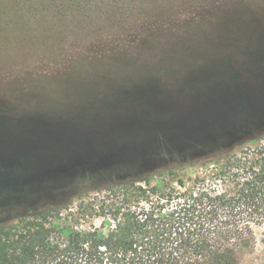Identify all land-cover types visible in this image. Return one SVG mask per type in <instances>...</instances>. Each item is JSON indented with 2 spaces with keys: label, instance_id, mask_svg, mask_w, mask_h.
<instances>
[{
  "label": "rangeland",
  "instance_id": "obj_1",
  "mask_svg": "<svg viewBox=\"0 0 264 264\" xmlns=\"http://www.w3.org/2000/svg\"><path fill=\"white\" fill-rule=\"evenodd\" d=\"M248 1L145 0L122 22L0 45V219L60 198L82 172L153 167L163 140L264 120V0ZM243 264H264V247Z\"/></svg>",
  "mask_w": 264,
  "mask_h": 264
},
{
  "label": "trees",
  "instance_id": "obj_2",
  "mask_svg": "<svg viewBox=\"0 0 264 264\" xmlns=\"http://www.w3.org/2000/svg\"><path fill=\"white\" fill-rule=\"evenodd\" d=\"M144 1L0 0V45L27 50L40 28L60 36L73 20L122 22ZM160 144L153 167L82 172L60 198L28 201L15 223L0 219V264H243L264 247V120ZM164 162L189 167H155Z\"/></svg>",
  "mask_w": 264,
  "mask_h": 264
}]
</instances>
